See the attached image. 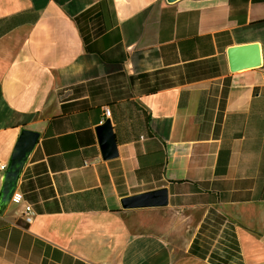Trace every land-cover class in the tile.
<instances>
[{
    "label": "crops",
    "instance_id": "crops-1",
    "mask_svg": "<svg viewBox=\"0 0 264 264\" xmlns=\"http://www.w3.org/2000/svg\"><path fill=\"white\" fill-rule=\"evenodd\" d=\"M263 66L264 0H0V161L41 133L0 264H264ZM163 187L168 205L122 206Z\"/></svg>",
    "mask_w": 264,
    "mask_h": 264
},
{
    "label": "water",
    "instance_id": "water-1",
    "mask_svg": "<svg viewBox=\"0 0 264 264\" xmlns=\"http://www.w3.org/2000/svg\"><path fill=\"white\" fill-rule=\"evenodd\" d=\"M228 55L232 70L242 67H254L261 63V49L259 44L256 43L233 46L228 50ZM96 131L103 157L108 159L118 156L117 138L114 134L111 119L104 120L97 126ZM40 135L41 133L38 130L27 127L22 128L4 172L0 189V213L4 212L10 204L22 170L37 145ZM168 204L169 191L166 187L126 196L122 199L124 208L157 207Z\"/></svg>",
    "mask_w": 264,
    "mask_h": 264
},
{
    "label": "built area",
    "instance_id": "built-area-1",
    "mask_svg": "<svg viewBox=\"0 0 264 264\" xmlns=\"http://www.w3.org/2000/svg\"><path fill=\"white\" fill-rule=\"evenodd\" d=\"M263 74H264V66H263ZM104 113H105V116H110L111 109L109 106H106L104 108ZM6 167H7V164L0 161V169L5 170ZM23 200H24L23 193L16 189L12 195L11 202L16 203V204H20L23 202ZM35 214H36V212H35L34 208L30 204H27L25 206V209H24L25 220L29 223L32 222L34 217H35Z\"/></svg>",
    "mask_w": 264,
    "mask_h": 264
},
{
    "label": "rangeland",
    "instance_id": "rangeland-1",
    "mask_svg": "<svg viewBox=\"0 0 264 264\" xmlns=\"http://www.w3.org/2000/svg\"><path fill=\"white\" fill-rule=\"evenodd\" d=\"M15 206V204L11 203L10 204V208H13Z\"/></svg>",
    "mask_w": 264,
    "mask_h": 264
}]
</instances>
